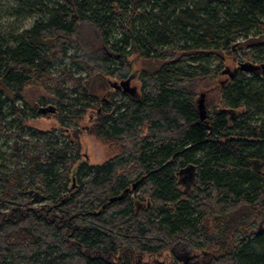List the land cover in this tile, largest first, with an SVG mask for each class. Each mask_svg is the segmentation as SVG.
I'll return each instance as SVG.
<instances>
[{
    "label": "trees",
    "instance_id": "1",
    "mask_svg": "<svg viewBox=\"0 0 264 264\" xmlns=\"http://www.w3.org/2000/svg\"><path fill=\"white\" fill-rule=\"evenodd\" d=\"M8 1L39 18L0 32V264H150L165 252L183 264L175 248L201 252L199 264H264V70L225 67L238 50L264 65V0ZM134 55L160 65L141 73L140 94L114 90L90 130L109 151L102 164L83 160L78 136L28 127L39 115L25 88L42 87L75 128L111 79L132 76ZM220 74L221 108L202 121L189 86Z\"/></svg>",
    "mask_w": 264,
    "mask_h": 264
},
{
    "label": "rangeland",
    "instance_id": "2",
    "mask_svg": "<svg viewBox=\"0 0 264 264\" xmlns=\"http://www.w3.org/2000/svg\"><path fill=\"white\" fill-rule=\"evenodd\" d=\"M16 7V5L8 0H0V32L3 34L13 35L16 32H20L24 29H30L33 27L36 20L39 16L29 17H18L13 15L12 8ZM83 33H87L84 31ZM102 54H108V49H102ZM237 59L234 60L233 58L228 59L226 62L225 67H230L232 70L239 68L240 64L248 62L243 56V50L236 51ZM129 61L132 64V75L134 79L130 84V90L133 92H125L128 94H140L142 83L139 79V76L142 72L159 67V63L154 61H144L138 56H132ZM246 75L247 73L244 72ZM228 78L227 75L220 74L216 79L213 80H196L190 86L189 90L195 95L196 103L198 106V102L201 98V94L205 93L204 99V107L208 113L214 111V109L221 108V86L223 88L225 80ZM110 81V80H109ZM112 82L120 83L123 80L111 79ZM114 88L110 86V89L105 90L99 94L100 101L95 104L92 108H90L85 116L78 121V125L75 128L67 129L63 127L60 122L57 120L56 116V102L54 97L49 95L45 92V90L36 85L30 86L25 88L21 95L23 97V102L26 103L28 106L27 108L29 115L38 114L39 117L35 119H30L27 123L28 127H33L41 131H57L58 133H62L64 138L69 141L73 140L78 136V140L82 146V158L85 161H88L92 165L102 164L104 161L107 160L109 151L105 146H102L97 138L90 133V130L96 123L98 117L105 112V107L107 104L111 103V95L114 92ZM116 91V90H115ZM123 91V90H121ZM54 109L55 113H47L43 114L41 112L42 109ZM65 139H61L59 141H64ZM77 140V139H76ZM4 156V157H3ZM8 155H1L0 156V164L6 163L7 161H3L4 159H10L7 157ZM11 164V161H9ZM186 177L184 174L183 177ZM192 183H190L191 186ZM189 182L186 180L185 182L181 183L182 189H189L188 187ZM38 203H41V197L34 198ZM178 250L179 248H175ZM174 249V250H175ZM185 249V248H184ZM190 251V250H189ZM174 254V253H173ZM192 254L195 255L192 259L188 262L184 260H180L177 256L178 261H181L183 264H199L200 260L202 259V254L199 251H192ZM183 257H187L189 255L186 252H182L181 254ZM144 263L150 264H179L174 256L169 253L165 252L161 257H151L145 256L141 259Z\"/></svg>",
    "mask_w": 264,
    "mask_h": 264
},
{
    "label": "water",
    "instance_id": "3",
    "mask_svg": "<svg viewBox=\"0 0 264 264\" xmlns=\"http://www.w3.org/2000/svg\"><path fill=\"white\" fill-rule=\"evenodd\" d=\"M240 70L243 71V72H246V73H254L260 69H263L264 70V65L262 66H257V65H254L252 63H242L240 64ZM224 74H227L230 78H233L234 76V72H231L229 69H227ZM134 79V76L132 75L131 77H129L127 80H123L122 82L120 83H117V82H112L110 81V86L112 88H114L115 90H123V92H133L132 90H130V84L132 82V80ZM205 93H202L201 94V98L198 102V110H199V116H200V119L202 121H205L207 118H208V113L204 107V99H205ZM41 112L43 114H47V113H55V110L50 108V109H42ZM195 173H196V170H195V166L193 165H190L184 169H182L180 172H179V178H180V183H183L185 182L186 180L189 182V185L188 187H190V183H192L194 181V178H195ZM186 175V177L183 175ZM137 187V185H134L133 189H135ZM125 193H128V190L125 191ZM124 195H121L120 197L118 198H113L111 199V202H114V201H117V200H120L123 198Z\"/></svg>",
    "mask_w": 264,
    "mask_h": 264
},
{
    "label": "flooded vegetation",
    "instance_id": "4",
    "mask_svg": "<svg viewBox=\"0 0 264 264\" xmlns=\"http://www.w3.org/2000/svg\"><path fill=\"white\" fill-rule=\"evenodd\" d=\"M32 195L34 196V198L35 197H41V199H44L40 193H36V194L33 193ZM172 251H173L174 255L177 256L180 260H184L186 262H188L190 259H192L195 256V255L192 254V251H189V250L184 249V248H179L178 250L175 249V250H172ZM183 251L186 252L187 255H189V254L190 255L187 256V257H183L181 255Z\"/></svg>",
    "mask_w": 264,
    "mask_h": 264
},
{
    "label": "bare ground",
    "instance_id": "5",
    "mask_svg": "<svg viewBox=\"0 0 264 264\" xmlns=\"http://www.w3.org/2000/svg\"><path fill=\"white\" fill-rule=\"evenodd\" d=\"M197 108H198V106H197ZM199 111V110H198ZM208 113V112H207Z\"/></svg>",
    "mask_w": 264,
    "mask_h": 264
}]
</instances>
